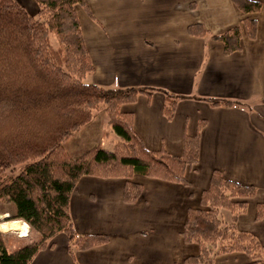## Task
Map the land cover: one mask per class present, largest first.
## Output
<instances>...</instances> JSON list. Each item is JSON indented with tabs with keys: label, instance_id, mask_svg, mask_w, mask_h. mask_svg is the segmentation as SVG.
<instances>
[{
	"label": "crops",
	"instance_id": "1",
	"mask_svg": "<svg viewBox=\"0 0 264 264\" xmlns=\"http://www.w3.org/2000/svg\"><path fill=\"white\" fill-rule=\"evenodd\" d=\"M16 1L37 11L33 0ZM249 1L261 3L258 13L248 15L256 21L255 37L249 39L242 28L240 49L230 54L211 36L241 27L245 15L233 0H85L86 9L76 7L93 83L157 89L120 112L132 115L133 130L150 151L180 156L184 137L197 135L198 161L185 172L188 186L134 175L142 193L133 204L122 200L124 179L81 177L69 202L73 228L80 236L105 235L108 242L70 254L65 235L58 234L30 264H183L198 253L181 237L187 212L201 208L200 195L214 170L256 189L236 228L264 246V216L256 219V207L264 202V0ZM196 24L207 35H189L188 27ZM162 91L183 97L170 118L163 114ZM110 129L105 112H96L63 148L73 158L101 147L105 138L112 148L117 138ZM13 212L14 207L0 211L8 253L38 238L24 221L7 220ZM247 263L242 253L214 262Z\"/></svg>",
	"mask_w": 264,
	"mask_h": 264
},
{
	"label": "trees",
	"instance_id": "2",
	"mask_svg": "<svg viewBox=\"0 0 264 264\" xmlns=\"http://www.w3.org/2000/svg\"><path fill=\"white\" fill-rule=\"evenodd\" d=\"M33 2L35 16L16 0H0V202L14 205L8 221H24L38 238L8 253L0 234V264H30L41 250L52 247L58 234L65 235L70 254L108 242L105 235L80 236L73 228L69 202L81 177L124 179L122 200L133 204L142 193V186L132 181L134 175L188 186L185 172L198 161L197 135L184 137L180 156L150 151L134 132L132 115L120 112L122 105L157 89H106L83 82L94 71L76 13L77 6L86 9L85 0ZM233 2L245 15L241 27L211 36L223 44L225 54L240 49L242 28L249 39L255 37L256 21L248 15L261 9L260 2ZM187 31L191 36L207 35L198 24ZM162 93L163 114L170 118L183 97ZM100 110L117 138L115 144L71 157L63 142ZM16 168L18 173L7 174ZM255 193L254 187L227 180L214 170L200 195L201 208L187 212L181 237L195 244L198 253L183 264H214L217 256L230 253L244 254L247 264H264V246L253 234L236 228ZM222 210L229 211L227 222L221 218ZM263 216L264 202L256 207V219Z\"/></svg>",
	"mask_w": 264,
	"mask_h": 264
},
{
	"label": "rangeland",
	"instance_id": "3",
	"mask_svg": "<svg viewBox=\"0 0 264 264\" xmlns=\"http://www.w3.org/2000/svg\"><path fill=\"white\" fill-rule=\"evenodd\" d=\"M78 9H81L80 6H77ZM27 10V9H26ZM28 12L32 15V16H35L36 15V12L34 13H31V9L28 8ZM55 44V43H53ZM93 80H94V77L89 74V75H86V77L83 79V82L87 83V84H95L93 83ZM100 86V85H99ZM103 88H106V89H118L117 87H107V86H101ZM147 89V88H146ZM100 111H104V110H100ZM98 111V112H100ZM100 117H101V114H97V118H96V121H99L100 120ZM110 131L112 132V130L110 129ZM104 140V139H103ZM103 142V141H102ZM103 148L105 149H108V148H111V142L109 139H106L105 138V142L102 143V146ZM18 169L19 168H16V169H8L7 170V174L8 175H11V174H16L18 173ZM10 205V206H9ZM9 207H14V205L12 203H8V202H0V211H2L3 209H9ZM12 215V213L10 214V216ZM221 215H222V219L223 221L227 222L230 218V214H229V211L227 210H222L221 211ZM30 230V229H29ZM31 232V231H30ZM34 233V232H33ZM36 234V233H35Z\"/></svg>",
	"mask_w": 264,
	"mask_h": 264
}]
</instances>
